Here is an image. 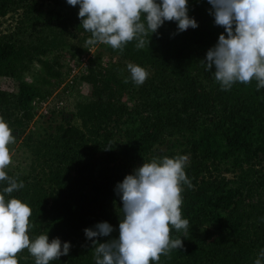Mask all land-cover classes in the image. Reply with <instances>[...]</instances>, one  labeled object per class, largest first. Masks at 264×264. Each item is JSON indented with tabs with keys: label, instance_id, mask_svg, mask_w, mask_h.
Masks as SVG:
<instances>
[{
	"label": "trees",
	"instance_id": "obj_1",
	"mask_svg": "<svg viewBox=\"0 0 264 264\" xmlns=\"http://www.w3.org/2000/svg\"><path fill=\"white\" fill-rule=\"evenodd\" d=\"M210 8L189 0L199 26L176 34L166 21L143 48L135 40L122 52L107 45L116 65L110 57L112 68L103 66L99 56L64 85L70 93L84 83L88 94L72 110L54 106L35 119L37 105L73 72L64 55L75 61L87 53L71 46L75 31H87L79 6L66 0H0V21H9L0 31V117L15 136L6 171L24 184L8 196L31 207L30 239L48 233L71 242L69 254L50 264H95L92 241L119 235L117 182L143 162L176 155L188 158L192 187L182 186L181 209L189 226L171 229L183 247L158 264H253L264 248V89L253 79L222 90L206 70L202 60L224 31ZM129 62L149 71L142 85L131 80ZM103 221L114 226L110 237L87 239L84 229ZM17 257L35 264L27 249Z\"/></svg>",
	"mask_w": 264,
	"mask_h": 264
},
{
	"label": "clouds",
	"instance_id": "obj_2",
	"mask_svg": "<svg viewBox=\"0 0 264 264\" xmlns=\"http://www.w3.org/2000/svg\"><path fill=\"white\" fill-rule=\"evenodd\" d=\"M79 6L78 17L91 34L89 45L103 43L124 50L135 40L143 48L145 37L158 32L166 21L175 22L177 33L198 22L189 14V0H66ZM214 24L223 27L214 46L202 62L214 74L222 90H230L237 82L257 81V91L264 89V0H207ZM150 41H148L149 44ZM127 70L136 85H142L149 71L129 62ZM214 67V71H211ZM15 142L13 130L0 117V264H19L17 253L24 249L35 258V264H50L67 256L70 241L59 237L49 240L48 233L29 236L31 207L8 194L24 187L22 181L10 177L6 169L12 161L9 145ZM185 155L153 158L135 168L115 185L122 201L118 237L104 242L93 240L95 264H158L161 255L183 247V239H170L172 228L188 230L189 221L182 217L183 185L192 187L186 175ZM114 226L107 221L84 229L87 239L110 237ZM253 264H264V248Z\"/></svg>",
	"mask_w": 264,
	"mask_h": 264
},
{
	"label": "rangeland",
	"instance_id": "obj_3",
	"mask_svg": "<svg viewBox=\"0 0 264 264\" xmlns=\"http://www.w3.org/2000/svg\"><path fill=\"white\" fill-rule=\"evenodd\" d=\"M9 21H0V31L2 29H6L8 27ZM76 37L72 41L71 45L72 47H81L87 50L86 54H82L80 56L79 60L72 61L69 57V55H64L62 62L64 64H67L69 68L73 70V72L67 77L65 80V83L62 84L55 92L47 98L46 100L40 102L37 105V110L35 112V119H37L39 116H43L46 112H48L50 109H52L54 106H57L58 108H65L67 110H72V108L76 105V102L80 99L78 96L80 94L87 95L89 88L86 87L84 83H81L82 85L80 87H76L73 91L70 93L63 92L64 85L69 82L73 78V76H76L77 78L79 75L87 74V70L89 67H93L94 64L97 62L98 57L103 61V66H106L107 68L111 69V64L116 65V56H111L110 52L108 51L107 44L103 43H97L94 45H89L87 43V40L91 38V34L89 32H76ZM110 57H113V61L110 65ZM124 66V65H123ZM123 66H121L123 68ZM65 69H63L64 72ZM79 80V79H78ZM81 82V80H79ZM10 81H4L3 82V88H6L7 86H10ZM11 87V86H10ZM65 90V89H64ZM80 90V91H79ZM79 92V93H78ZM125 106H127L128 109L132 108L131 103L128 101V98L126 96L122 97V101ZM31 127V126H30Z\"/></svg>",
	"mask_w": 264,
	"mask_h": 264
}]
</instances>
